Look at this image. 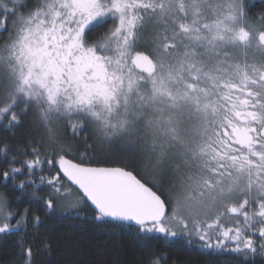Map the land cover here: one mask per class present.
<instances>
[{
  "label": "snow or ice",
  "instance_id": "obj_1",
  "mask_svg": "<svg viewBox=\"0 0 264 264\" xmlns=\"http://www.w3.org/2000/svg\"><path fill=\"white\" fill-rule=\"evenodd\" d=\"M255 7L0 0V128L34 112L46 132L10 157L0 148V237H16L15 264L50 249L53 220L127 233L142 264H168L153 240L239 264L264 256V0ZM116 157L132 170L93 166Z\"/></svg>",
  "mask_w": 264,
  "mask_h": 264
},
{
  "label": "trees",
  "instance_id": "obj_2",
  "mask_svg": "<svg viewBox=\"0 0 264 264\" xmlns=\"http://www.w3.org/2000/svg\"><path fill=\"white\" fill-rule=\"evenodd\" d=\"M255 3L257 7L252 9L253 13L260 10V0H255ZM61 135L63 142L72 143L80 151H83L87 147L86 144H82L78 140H69L63 133ZM84 135L85 133L80 134L81 139ZM43 138H46V132L38 122L34 112H29L26 116H23L19 127L9 130L0 128V148L4 144H7L10 149L8 153L9 157L17 149H23L24 145L31 140ZM74 155L78 160L79 151L75 152ZM27 158L31 157H19L20 160ZM69 158L72 157L70 156ZM93 165L112 167L128 165V170H132L133 167V163L125 157H116L108 160L97 159ZM7 166L4 154L0 153V172ZM45 174H47V166H45ZM39 175L37 173V180L39 179ZM23 178V176L19 177L17 183ZM142 182L151 185L152 177L150 175H143ZM11 183L12 181H9V184ZM19 194V192H16L14 195ZM27 206L22 202L20 204L21 211ZM36 211L39 210L36 209ZM40 214L43 219V214ZM84 215L90 216L91 214L85 213ZM29 221H31V216L29 217ZM46 223H48L51 229L47 234L50 249L42 253H37L34 249V264H142L145 256L148 255L147 251L137 245L131 235L127 233L116 234L99 222L92 223L85 221L82 223L81 221L53 220ZM43 231L44 229L42 228L41 232ZM15 242V236L0 237V264H15L17 259H19L16 254ZM149 243L157 252H167L168 264H239V261L233 258L232 254L209 257L204 255L198 247L183 245L182 242L176 247L168 249L154 240ZM254 259L255 264H264V256L257 255Z\"/></svg>",
  "mask_w": 264,
  "mask_h": 264
},
{
  "label": "water",
  "instance_id": "obj_3",
  "mask_svg": "<svg viewBox=\"0 0 264 264\" xmlns=\"http://www.w3.org/2000/svg\"><path fill=\"white\" fill-rule=\"evenodd\" d=\"M94 166V165H93Z\"/></svg>",
  "mask_w": 264,
  "mask_h": 264
}]
</instances>
